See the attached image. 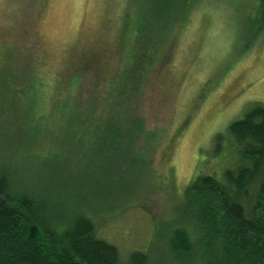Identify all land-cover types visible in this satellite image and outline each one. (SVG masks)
<instances>
[{
	"label": "rangeland",
	"instance_id": "374dc122",
	"mask_svg": "<svg viewBox=\"0 0 264 264\" xmlns=\"http://www.w3.org/2000/svg\"><path fill=\"white\" fill-rule=\"evenodd\" d=\"M257 6L258 0H195L180 14L176 0H168V35L145 38L157 55L168 39L166 62L150 72L140 103L135 92L134 107L109 110L123 123L138 108L146 131L157 135L151 155H134V146L132 155H59L57 145V155L32 160L24 149L32 134L21 112L14 125L0 121V171L17 188L41 189L59 216L83 211L122 257L141 251L167 264L169 235L184 219L183 189L198 175L220 178L235 168L227 128L253 105L264 106V26L257 25ZM159 9L156 0H0L1 70L54 80L85 57L78 65L85 69L87 98L95 97L97 58L127 21L137 29L158 28ZM123 55L121 49L118 76ZM7 106L0 99V109Z\"/></svg>",
	"mask_w": 264,
	"mask_h": 264
},
{
	"label": "trees",
	"instance_id": "16d2710c",
	"mask_svg": "<svg viewBox=\"0 0 264 264\" xmlns=\"http://www.w3.org/2000/svg\"><path fill=\"white\" fill-rule=\"evenodd\" d=\"M194 1L176 0L180 14ZM156 3L158 28L137 29L127 21L120 32L122 42L118 33L115 43L97 58L101 76L95 97L87 98L85 69L78 65L85 57L74 67L65 66L54 80L40 78L34 71L11 74L0 66V99L8 104L0 109V121L5 117L14 125L23 112L20 120L27 121L26 130L32 134L25 155L32 160V155H57V145L59 155H132L131 146L134 155H151L157 135L146 131L138 108L123 116V123L109 110L126 104L134 107L135 92L140 103L150 72L166 62L163 49L168 39L158 55L159 50L151 52L145 41L168 35V0ZM257 7V25L263 27L264 0H258ZM121 49L126 64L118 76ZM3 56L4 62L10 60L7 53ZM109 59L113 67L108 66ZM108 104L112 105L107 109ZM227 134L226 148L236 155L237 164L220 178L198 175L183 189L184 219L169 235L167 264H264V106L253 105L228 126ZM122 143L129 148L123 153ZM55 210L41 189L17 188L1 170L0 264H164L141 251L122 257L115 246L97 236L83 211L66 218Z\"/></svg>",
	"mask_w": 264,
	"mask_h": 264
}]
</instances>
